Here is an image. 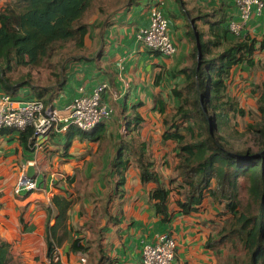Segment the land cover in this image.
<instances>
[{
    "label": "trees",
    "instance_id": "obj_1",
    "mask_svg": "<svg viewBox=\"0 0 264 264\" xmlns=\"http://www.w3.org/2000/svg\"><path fill=\"white\" fill-rule=\"evenodd\" d=\"M102 2L6 0L0 8V97L40 100L55 107V101L68 84V67L80 61L78 54L89 32L87 16ZM232 19L221 15L208 32L200 28L201 18L192 19L196 31L190 30L191 38L197 43L195 33H198L202 48L200 67L195 44L191 67L181 71L186 81L172 92L178 105L168 107L160 100L157 107L159 157L155 156L152 137L142 136L146 120L138 111L140 104L133 105L130 114L125 115L128 134L121 138L111 165L116 187L111 197L108 196L101 218H93L75 230L69 223L73 202L63 196L52 199L56 220L53 226L47 223L49 264H63L59 249L69 257L85 256L88 264L118 263L104 244L103 229L108 224L118 226L122 222L126 172L132 167L139 171L143 185H151L149 197L163 223L171 224L178 214L200 213L208 201L218 213L206 247L218 257L219 246H226L224 264H264V82L251 86L255 102L246 104L239 94L243 90L234 84V73L244 64L256 67L254 53L258 43L249 37L232 38L227 26ZM260 48L264 49V38ZM41 71L51 78L41 81L42 75H32ZM26 89L27 94L23 95ZM248 118L254 123L239 130V121ZM100 125L89 132L70 127L63 150L68 152L77 138L98 142L103 137ZM20 141L25 148L34 144L33 129L22 131ZM165 171L167 175L163 174ZM72 181L68 179L69 184ZM115 200L120 204L117 203L113 212ZM102 220L106 224L100 228ZM73 229L96 237L86 241L74 238ZM165 233L175 239L172 233L164 231L155 234L149 244ZM12 262L11 245L1 241L0 264Z\"/></svg>",
    "mask_w": 264,
    "mask_h": 264
},
{
    "label": "crops",
    "instance_id": "obj_2",
    "mask_svg": "<svg viewBox=\"0 0 264 264\" xmlns=\"http://www.w3.org/2000/svg\"><path fill=\"white\" fill-rule=\"evenodd\" d=\"M159 2H163L160 9L168 20V32L177 48L172 57L154 54L138 40L139 31L150 25L151 8ZM221 15L232 20L237 18L235 0H103L88 14L89 32L78 54L80 61L68 67V84L55 101V107L64 110L76 98L91 94L100 84H107L103 100L113 110V115L101 123L103 137L98 142L77 138L68 152L63 150L67 132L35 140L27 148L20 141L22 131L4 129L0 133V242L11 245L12 264H19L18 259H22L23 264H49L46 233L47 223L53 226L56 220L52 205L55 196L73 202L69 223L75 230L96 215V205H92L95 200L106 204L116 187L112 161L121 138L128 134L124 119L133 105L140 104L138 111L146 120L142 136L152 137L155 156H160L157 107L160 100L168 107L178 105L172 92L185 83L186 76L181 71L191 67L190 57L197 44L190 35L191 29L196 31L192 19L201 18L198 24L208 32ZM248 37L258 43L254 53L256 67L244 64L234 73L235 86L243 90L239 94L246 92L247 97L252 96L251 86L264 82L263 76L262 82L258 81V77L264 75L261 69L264 49L260 48L264 38V9L248 22L242 38ZM26 91L22 94L26 95ZM31 165L36 167V189L17 190V183ZM166 172L163 174L167 175ZM68 179L73 180L72 184ZM150 189L151 185L141 183L136 168L126 172L122 222L118 226L108 224L103 229L104 244L109 255L118 260L117 264H140L144 246L155 234L164 231L172 233L178 244L172 264H217L216 252L206 247L215 228L217 209L207 201L204 211L188 216L178 214L174 222L166 224L155 212ZM173 201L172 198V206ZM114 203L113 212L120 202L115 200ZM97 207L102 214L104 208L100 204ZM92 209L91 217H87ZM105 224L102 220L100 228ZM73 232L74 238H85V241L96 237L74 229ZM58 254L63 264H81L82 258L88 264L81 254L69 257L62 249Z\"/></svg>",
    "mask_w": 264,
    "mask_h": 264
},
{
    "label": "built area",
    "instance_id": "obj_3",
    "mask_svg": "<svg viewBox=\"0 0 264 264\" xmlns=\"http://www.w3.org/2000/svg\"><path fill=\"white\" fill-rule=\"evenodd\" d=\"M159 2L151 8L150 25L142 28L138 40L148 49L160 52L165 57L177 53L169 32L168 20L163 15ZM237 18L228 23L230 34L235 38L244 37L248 22L254 14L261 15L264 9L263 0H235ZM255 12V13H254ZM107 84H100L91 94L76 98L64 110L46 106L40 100H18L9 95L0 97V131L15 129L25 131L33 129L35 140L51 134L65 133L76 126L85 132L94 130L99 124L112 118L113 110L104 103ZM36 189V182L22 176L17 183V190ZM177 242L168 234L157 235L154 244H147L143 249L142 264H172L176 255ZM86 260L82 258L81 264Z\"/></svg>",
    "mask_w": 264,
    "mask_h": 264
},
{
    "label": "rangeland",
    "instance_id": "obj_4",
    "mask_svg": "<svg viewBox=\"0 0 264 264\" xmlns=\"http://www.w3.org/2000/svg\"><path fill=\"white\" fill-rule=\"evenodd\" d=\"M5 1H6V0H0V8H2V7L4 6V2H5ZM23 73L26 74L27 71H24ZM32 75H34V77H35V76H36V77H40V75H42V80H41V81H46L47 79H50V78H51V76H50L48 73L44 72V71H41V72H33ZM262 76L264 77V75H261L260 77H258V81H259V82H262V79H261ZM254 81H255V80H254ZM244 93H245V94L243 95L242 100H243L246 104L254 105V101H252V99L254 100V98H252V96H250V95L247 97L246 92H244ZM18 100H20V98H18ZM256 118H257V120H260L259 117H256ZM249 123H254V120H252V119H250V118L245 119V120H240L239 123H238V129H239V130H243V129L245 128V126H246L247 124H249ZM40 178L43 179V174H42V177L40 176ZM66 187H67V186H66ZM97 204H100V207L104 208L103 203H100V201L95 200V203H93L92 205H93V207L96 205L95 210H94V213H96V215H95L94 217H92V219H93V218H99V217H100L99 215L101 214V211H100V209L97 210V208H98V207H97ZM92 212H93V209L90 210V211H88V212H87V217H91ZM215 213L217 214L218 211H215ZM98 216H99V217H98ZM79 227H80V226H79ZM216 228H218V227H216ZM219 250H221V253H220L219 256L217 257V264H224L225 257H226V255L228 254V248H227L226 246H219ZM26 259H28L27 261H29V262L32 263L31 259H29V258H25V260H26ZM18 262H19V264H20V263L23 264V260H22V259H18ZM13 264H16V263H13Z\"/></svg>",
    "mask_w": 264,
    "mask_h": 264
},
{
    "label": "water",
    "instance_id": "obj_5",
    "mask_svg": "<svg viewBox=\"0 0 264 264\" xmlns=\"http://www.w3.org/2000/svg\"><path fill=\"white\" fill-rule=\"evenodd\" d=\"M196 38H197V46H198L197 60H198V68H199L200 60L202 57V48H201V43L199 41L198 33H196ZM201 104L203 106V98H201ZM35 175H36V167L34 165L29 166L27 173H26V178L34 180Z\"/></svg>",
    "mask_w": 264,
    "mask_h": 264
}]
</instances>
